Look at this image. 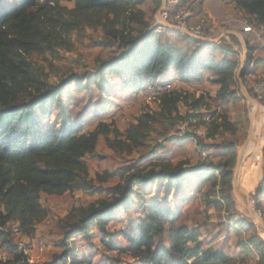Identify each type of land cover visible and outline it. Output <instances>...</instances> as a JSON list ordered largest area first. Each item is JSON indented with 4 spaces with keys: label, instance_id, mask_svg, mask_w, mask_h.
<instances>
[{
    "label": "trees",
    "instance_id": "obj_1",
    "mask_svg": "<svg viewBox=\"0 0 264 264\" xmlns=\"http://www.w3.org/2000/svg\"><path fill=\"white\" fill-rule=\"evenodd\" d=\"M61 1L20 0L13 7L0 8V228L8 222H15L20 231L31 234L48 216L47 208L40 202L41 193L62 195L74 190L96 191L92 179L88 178L84 157L93 153L100 136L110 149L130 154L144 145L157 122L194 121L195 126L204 129V136H193V141L196 149L206 153V157L199 160V170L184 168L186 163L182 162L174 165L157 162L156 170L137 166L123 168L119 172L121 181L107 188L110 199L78 210L67 224L63 238L73 244L69 251L50 262L36 263L30 262L22 250L14 249L12 258L3 264H66L67 258L69 264H76L73 251L78 248L74 240L77 236H87L93 227L105 233L114 209L127 210L133 202V192L141 195L138 189L134 190L135 185L144 188L154 183L159 187L163 183L166 193L168 189L183 187L186 177L198 176L203 171V179L212 181L210 187L218 188V196L225 197V192L231 188L236 143L226 140L206 144V141L227 133L233 135L236 128L224 114L211 112L199 116L195 113L202 107L207 109L202 95L186 96L171 88L155 102L158 110L143 112L135 123L129 125L125 136L113 124L102 121L89 132L83 131L82 122H71L66 116L60 126L40 122V117L50 113L51 103L55 101L60 106V90L43 92L27 56L54 49L64 41L65 34L75 28L78 20L93 24L97 18L100 24L103 19L102 27L109 39L107 43L119 49L117 54L100 62L98 69L103 71V76L97 81L92 80L100 90L106 87L105 76L118 78L136 90L145 89L157 81H170L169 78H160L165 71H172L183 81H201L209 73L212 82L219 86L216 97L222 102L235 84L239 67L238 54L233 50H225L218 60H214L210 54H188L169 41L163 42L160 34L154 32L155 24L140 7L146 0H68L75 3L70 9L62 6ZM231 1L244 12L248 22L264 24V0ZM153 2L160 6V0ZM198 42L208 46L205 42ZM255 48L247 47L241 72L244 83L247 75L264 64V46L260 58L256 57ZM181 103L189 107V112L184 115L179 111ZM36 109L41 111L40 116L35 113ZM187 137L180 136L179 146ZM215 156L219 163H209ZM205 168L210 171L201 170ZM113 175L115 173L104 172L103 176L97 175V179L106 181ZM210 203L215 205L216 200ZM254 204L264 217V176L254 193ZM142 210V217L130 222L128 230L123 232L126 243L122 248L113 246L131 255L139 264L234 263V257L224 249L212 243L204 244L197 229L184 224L175 225L177 214L169 206L164 207L153 198L142 204ZM246 225L252 231L244 243L253 246L260 255L264 254V241L253 230L252 224ZM4 235L0 230V237ZM82 263L89 261L83 259Z\"/></svg>",
    "mask_w": 264,
    "mask_h": 264
},
{
    "label": "rangeland",
    "instance_id": "obj_2",
    "mask_svg": "<svg viewBox=\"0 0 264 264\" xmlns=\"http://www.w3.org/2000/svg\"><path fill=\"white\" fill-rule=\"evenodd\" d=\"M19 2L20 0H0V8L13 7ZM60 4L69 9L75 5L74 1L68 0H63ZM140 7L145 10L151 23L155 24L154 17L158 6L153 0H146ZM103 21L101 19L98 24L95 18L94 23L89 24L78 20L75 28L67 32L64 41H60L54 49L44 53H30L27 56L30 68L43 92L49 89L60 90V106L55 101L50 104V113L44 118L40 117L43 125L53 123L60 126L66 116L71 122H82L84 132L92 131L102 121L113 124L125 136L129 125L135 123L143 112L158 110L156 103L146 100L144 88L134 90L135 87H127L120 79L109 76L104 77L106 90H100L92 83V80L97 81L103 76V71L98 69L100 62L119 51L116 45L107 43L109 39L102 27ZM158 34L163 42L169 41L188 54H210L214 60H218L225 50H233L238 54L239 67L243 65L244 68L248 47L245 37L220 39L219 35H206L204 37L210 39V43L202 46L198 41L169 29H162ZM261 48L256 45V56L262 53ZM261 68L260 66L256 69L248 79L245 77V83L241 74L237 75V69L235 84L222 102L216 97L219 86L212 82L209 73L201 81L180 80L172 71H165L160 76L169 78L173 90L181 92L182 95L204 97L207 109L202 107L195 111L199 116H207L211 112L224 114L236 128L233 135L227 133L223 137L206 141V144L226 140L236 143L235 166L237 156H240L236 179L234 181L232 176L231 188L225 192L226 196L223 198L218 196L217 187H210L212 181L203 179V171L198 176L186 177L183 187L168 189L166 193L163 183L159 187L154 183L144 188L135 185L134 190L138 189L141 195L133 192L134 199L127 210L114 209L111 220L105 226V233L93 227L87 236H77L76 241L74 240V244L80 246L73 251L76 264H96L104 261L110 264H139L131 255L113 246L122 248L126 243L122 226L125 225V230H128L130 222L142 217V204L149 203L153 198L162 206H169L176 212L175 225L184 224L188 228L197 229L204 244L212 243L215 247L224 249L234 257L233 264H264V254L260 255L253 246L244 243L252 231L246 225L248 223L252 224L253 230L264 241V227L260 218L263 216L255 209L254 204V193L264 176V111L252 99L247 98H253V84ZM87 80H91V83L88 84ZM251 101L254 102L253 111ZM179 111L184 115L189 112V107L181 103ZM35 113L40 116L41 111L36 109ZM203 132L204 129L195 126L194 121H159L144 145L130 154L110 149L104 137L100 136L93 153L84 157L88 178L92 179V186L97 190H74L62 195L41 193L40 202L47 208L48 216L36 225L31 234L20 231L15 222H8L0 228L5 233L0 237V264L12 258L14 249L22 250L30 262L36 263L50 262L69 251L73 244L63 238L67 224L78 210H85L100 200H109L107 188L121 181L119 172L123 168L137 166L140 169L156 170L159 163L169 162L174 165L182 162L186 163L184 168L199 170L197 164L206 157V153L196 149L193 136L203 137ZM186 135L189 137L179 146L177 141L180 136ZM256 154H260L262 158L257 167L252 162V158L255 161L253 156ZM210 160L211 164L219 163L216 156ZM201 170L210 171L207 168ZM234 170L235 167L233 175ZM104 172L115 175L106 181H99L97 175L103 176ZM213 200H216L215 205L210 203ZM46 222L49 224L45 225ZM38 238L46 243L45 251L41 254L30 249L31 242ZM83 259H87L89 263H82ZM66 264H69V258Z\"/></svg>",
    "mask_w": 264,
    "mask_h": 264
},
{
    "label": "built area",
    "instance_id": "obj_3",
    "mask_svg": "<svg viewBox=\"0 0 264 264\" xmlns=\"http://www.w3.org/2000/svg\"><path fill=\"white\" fill-rule=\"evenodd\" d=\"M188 5L183 4V0H160V6L155 16L154 32L160 33L162 29H174L182 35L190 34L194 37H204L206 35H219L224 38L226 35L225 28L229 23V19L224 17L217 21H212L210 17L200 12L196 16ZM241 25L242 36L246 38V42L250 46H264V24L250 23L247 19L238 20ZM218 37V38H219ZM172 88L170 81H157L145 87V97L150 103H155L159 97ZM253 101L264 111V64L257 73L256 80L253 84ZM255 161L252 162L257 167L259 165L261 155L256 154ZM262 163V161H261ZM49 224L48 222L45 225ZM124 229V230H123ZM126 226H122V230L126 232ZM46 243L38 238L31 242L30 249L36 253H43ZM79 249L80 246L78 245Z\"/></svg>",
    "mask_w": 264,
    "mask_h": 264
},
{
    "label": "crops",
    "instance_id": "obj_4",
    "mask_svg": "<svg viewBox=\"0 0 264 264\" xmlns=\"http://www.w3.org/2000/svg\"><path fill=\"white\" fill-rule=\"evenodd\" d=\"M183 4L189 6V8L195 14L194 16H196L200 12H204L210 17V19L213 22L220 20L224 17L228 18L229 23L226 25V28H225V33L227 36H225L224 38L225 39L228 37H235L238 39L240 37L243 38L242 36L243 34L240 31V23L238 22V20L246 16L242 10L235 7L234 3L231 0H183ZM157 11L155 13V16L157 14ZM169 30L173 32H177L174 29H169ZM187 38L192 39L190 37H187ZM219 38L222 39V37H219ZM262 56H263V53H261L259 56H256V57L260 58ZM251 76L252 74L247 75L246 79H248ZM252 101H253V98H252Z\"/></svg>",
    "mask_w": 264,
    "mask_h": 264
},
{
    "label": "water",
    "instance_id": "obj_5",
    "mask_svg": "<svg viewBox=\"0 0 264 264\" xmlns=\"http://www.w3.org/2000/svg\"><path fill=\"white\" fill-rule=\"evenodd\" d=\"M186 36L194 39L195 41H201V42H205V43H210V40L208 38H205V37H194V36H192L190 34H187ZM242 69H243V65L240 66L239 69H238V73H237L238 76H240ZM243 88H244V86H243ZM247 98L248 99L249 98L252 99L250 96H247ZM239 158H240V156L238 155L237 156V163H236L235 170H234V175H233L234 176V178H233L234 181L236 179V175H237V171H238V167H239ZM260 218H261V222H262L263 227H264V218L263 217H260Z\"/></svg>",
    "mask_w": 264,
    "mask_h": 264
},
{
    "label": "bare ground",
    "instance_id": "obj_6",
    "mask_svg": "<svg viewBox=\"0 0 264 264\" xmlns=\"http://www.w3.org/2000/svg\"><path fill=\"white\" fill-rule=\"evenodd\" d=\"M253 103H254V102H252V101L250 102V104H251L250 106H251L252 111H253V109H254V107H253ZM251 115H252V114H251ZM252 118H253V115H252ZM249 134L251 135V131H249ZM253 141H255V139H254ZM246 144H247V141L245 142L244 145L246 146Z\"/></svg>",
    "mask_w": 264,
    "mask_h": 264
}]
</instances>
